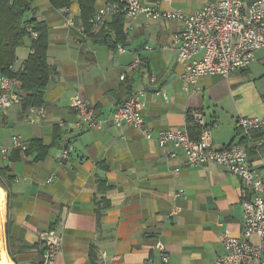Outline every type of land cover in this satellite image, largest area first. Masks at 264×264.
I'll use <instances>...</instances> for the list:
<instances>
[{"label":"crops","instance_id":"crops-1","mask_svg":"<svg viewBox=\"0 0 264 264\" xmlns=\"http://www.w3.org/2000/svg\"><path fill=\"white\" fill-rule=\"evenodd\" d=\"M137 1L191 13L217 0ZM107 2L94 0V13ZM64 8L70 10L71 26L64 24L63 8H54L50 0H28L23 15L24 22L47 26L51 74L41 106L44 117L30 124V106L24 108L22 100L0 112V142L7 149L6 157L0 155V169L7 168L10 177L7 187L0 185L7 260L42 264L41 237L54 230L62 236L54 264H97L100 250L118 256V264H216L224 250L222 236L240 234L241 202L254 196L249 185L215 163L189 165L180 150L160 147L140 129L112 123L110 116L140 89L142 116L153 135L187 129L188 112H198L216 149L245 143L236 119L264 117V48L228 78L214 75L190 84L182 79L183 65L170 47L180 23L140 16L125 32L127 20L118 14L107 16L94 31L84 25L76 0ZM120 16L123 42L111 49L101 34ZM110 35L115 38L114 31ZM32 41L30 35L23 38L9 72L22 70ZM134 54L142 61L139 69L131 67ZM75 94L99 121L90 132L76 125L78 116L70 108ZM13 136L21 138L24 151L14 146ZM32 140L45 153L31 147ZM65 141L73 152L59 164ZM246 147L251 170L264 178V130L253 131Z\"/></svg>","mask_w":264,"mask_h":264},{"label":"built area","instance_id":"built-area-1","mask_svg":"<svg viewBox=\"0 0 264 264\" xmlns=\"http://www.w3.org/2000/svg\"><path fill=\"white\" fill-rule=\"evenodd\" d=\"M62 11L64 24L71 26L73 23L69 8H63ZM118 14H124L127 20L125 32L133 30L134 22L140 16L148 22L180 23L181 29L171 36L170 47L177 51L178 61L183 65L182 79L190 84L214 75L228 78L234 71L247 67L252 62L254 53L264 48V0H255L249 4H245L244 0H217L191 13L181 10L163 11L159 9L158 2L149 7L137 0H117L100 7L87 23L91 30L97 31L107 16ZM28 33L31 40L37 38L35 32L28 30ZM141 64L140 57L134 54L131 67L139 69ZM148 81L153 84L155 76L149 75ZM17 84V78L5 75L0 69V112L20 103ZM159 93H163V90ZM143 96V90L132 91L111 114V122L140 129L146 139L155 140L160 147L170 145L174 150H180L189 165L212 162L249 185L254 196H244L241 202L240 234L222 236L224 250L216 264H264V178H257L251 170L246 147L253 131L264 130V117L238 116L236 126L245 143L216 149L204 117L198 112L192 113L194 121L200 127L196 140L191 139L187 129L160 130L153 135L142 116ZM70 108L78 116L77 127L90 132L99 125L90 104L79 94L71 97ZM42 117L43 108H28L26 120L30 124H36ZM12 141L19 150L26 149L19 136H13ZM72 152L71 144L66 142L59 154V164L66 162ZM6 154L7 149L0 142V155L6 157ZM169 157H175V153L169 152ZM61 244L62 236L54 230L42 235L41 245L45 250L42 264H54ZM118 259V256H109L102 250L97 254V264H118ZM162 261L166 262L167 257L162 256Z\"/></svg>","mask_w":264,"mask_h":264},{"label":"trees","instance_id":"trees-1","mask_svg":"<svg viewBox=\"0 0 264 264\" xmlns=\"http://www.w3.org/2000/svg\"><path fill=\"white\" fill-rule=\"evenodd\" d=\"M27 1L14 0L10 3L8 0H0V69L5 75L17 78V92L20 95L24 108L28 106H43V94L47 88L51 74V68L47 63V26L42 21H23L24 12L27 9ZM76 1L79 6L80 17L84 25H86L87 19L94 14V0ZM107 1L116 2L117 0ZM70 3L71 0H50V4L58 9L69 7ZM123 20L124 17H117L111 26V30L101 34L102 42L111 49L115 48L116 43L123 42ZM28 30L37 33V38L31 43V50L33 52L24 62L22 70L15 73L9 72V66L13 65L16 59L15 50L22 45L23 38L29 35ZM110 31L115 32L114 39L111 37ZM186 127L191 139L196 140L199 136L200 127L194 121L191 112L187 114ZM32 141L34 143H31V147L40 153H45L46 149L41 146L39 147L37 140ZM7 173V168L0 169V185L3 187H7V183L10 182V177ZM99 189L103 190L105 187ZM7 251L10 258L14 261L9 246H7Z\"/></svg>","mask_w":264,"mask_h":264},{"label":"bare ground","instance_id":"bare-ground-1","mask_svg":"<svg viewBox=\"0 0 264 264\" xmlns=\"http://www.w3.org/2000/svg\"><path fill=\"white\" fill-rule=\"evenodd\" d=\"M2 220H3V214L1 212V216H0V264H10L9 260H7L6 253L4 251V243L2 239V227H1Z\"/></svg>","mask_w":264,"mask_h":264},{"label":"rangeland","instance_id":"rangeland-1","mask_svg":"<svg viewBox=\"0 0 264 264\" xmlns=\"http://www.w3.org/2000/svg\"><path fill=\"white\" fill-rule=\"evenodd\" d=\"M1 203H2V206H3V205H4V204H3V200L1 201ZM3 207H4V206H3ZM0 209H1V208H0ZM0 216H1V210H0Z\"/></svg>","mask_w":264,"mask_h":264}]
</instances>
